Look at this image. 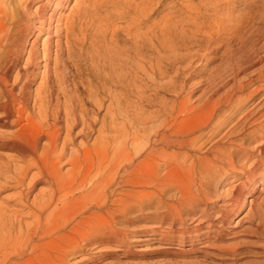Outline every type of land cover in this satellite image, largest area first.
Instances as JSON below:
<instances>
[{
    "label": "bare ground",
    "instance_id": "obj_1",
    "mask_svg": "<svg viewBox=\"0 0 264 264\" xmlns=\"http://www.w3.org/2000/svg\"><path fill=\"white\" fill-rule=\"evenodd\" d=\"M257 2L0 0V194L16 189L0 200V264H70L107 243L134 256L118 227L132 210L150 222L133 235L167 243L145 254L177 258L158 264L246 253L261 259L243 264H264ZM236 33L241 44L192 99L176 78L203 44Z\"/></svg>",
    "mask_w": 264,
    "mask_h": 264
},
{
    "label": "rangeland",
    "instance_id": "obj_2",
    "mask_svg": "<svg viewBox=\"0 0 264 264\" xmlns=\"http://www.w3.org/2000/svg\"><path fill=\"white\" fill-rule=\"evenodd\" d=\"M254 1V0H251ZM263 0H258L257 5L261 4ZM243 8H246L245 3L238 4L237 6V11L236 15L242 12ZM252 24V29L254 33H256L255 28H259L262 26V22L260 19H255L253 18L252 21L250 22ZM250 29L248 28L245 30L247 34H249ZM240 33H236L233 37L228 38L225 42H222L220 40L215 41L211 43L210 45L203 44L201 47V50L195 52V55L189 63L188 68L176 78V81L183 85V88L186 91H192L191 96L192 99H195L199 96V94L203 91L204 88L208 87V82L207 79L208 77L215 73L218 72L219 70L224 68V65L226 64V61L228 60L230 54H234L235 50L237 47L241 44L242 40L239 38ZM257 44L260 46L262 45V39H257ZM235 49V50H234ZM39 82H36L35 84L32 85V88L34 89L37 87ZM201 87L200 90H198ZM85 95V94H84ZM143 95H148V93H145ZM161 97L167 98V100L171 101L172 99L175 98V93L173 91H161L160 92ZM260 97V96H259ZM33 103V101H32ZM108 102H106L100 109V113H97V107L96 105L92 106V110L95 111L94 115L99 116L100 118L103 117L105 114L107 108L106 105ZM136 106V103H135ZM147 108L149 106L146 105ZM98 127V125L96 126ZM97 132L92 133V138L91 141L94 140L95 135ZM4 154H11L10 151L5 150L3 151ZM33 172V171H32ZM31 172V173H32ZM47 185L43 182L39 183L38 186H36V191L31 194V197H34L33 195L38 192L42 188H46ZM16 192V189L14 188H8L4 190L0 194V200L2 197L13 195V193ZM264 196V193H263ZM136 212V213H135ZM245 213V212H244ZM241 214L239 217L236 218L238 220L241 218L243 215ZM128 214V215H127ZM127 214H121L118 217H120V224H118L119 228H123L126 231H130L131 235L129 236V247L136 252V255H125L121 250H118V245L116 243H107V244H101L98 247H86L85 251H80L75 255H71L70 258V264H135L146 262L150 264L151 262L156 264L165 261L166 259L168 260H176L177 258L169 257L166 258L164 255L158 254V255H149L145 254L149 252L150 250L154 248H164L167 243H159L157 241H154L153 239H150L151 234H145L142 236L138 235H133L136 230L141 228L142 226H149L150 222L145 221V220H140L138 221L137 214L138 212L136 210H132L131 212ZM125 215V216H123ZM129 216V217H128ZM127 219H126V218ZM124 219L129 221H124ZM140 237L141 239H139ZM135 239V240H133ZM254 239V238H253ZM235 241L234 239H232ZM131 241V242H130ZM188 246V245H186ZM121 247V246H120ZM107 251H106V250ZM112 249V250H111ZM105 251V254L103 256H98L95 260H90L88 257L90 256H96L98 255L101 251ZM121 252V253H120ZM107 253V254H106ZM144 253V254H143ZM124 254V255H123ZM251 254V255H250ZM242 256V257H241ZM238 263L243 264L248 261H255L257 259H261L259 257H255L253 253H246L238 256ZM189 259H191L189 257ZM120 260V261H119ZM119 261V262H118ZM240 261V262H239ZM118 262V263H117ZM151 263V264H152Z\"/></svg>",
    "mask_w": 264,
    "mask_h": 264
}]
</instances>
